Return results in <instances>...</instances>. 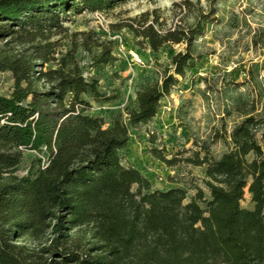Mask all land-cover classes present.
I'll return each instance as SVG.
<instances>
[{
    "label": "trees",
    "instance_id": "16d2710c",
    "mask_svg": "<svg viewBox=\"0 0 264 264\" xmlns=\"http://www.w3.org/2000/svg\"><path fill=\"white\" fill-rule=\"evenodd\" d=\"M126 1L0 0L6 46H0V71L14 79L10 94L0 95V264H264V119L249 116L237 124L233 147L220 158H186L206 165L208 198L200 187L188 202L181 187L153 189L119 154L130 127L151 122L180 77L201 60L194 44L215 10L201 12L190 26L159 27L148 11L112 23L154 53L167 43L185 49L160 79L137 91L138 104L126 117L117 113L106 127L103 116L87 113L90 99L118 96L84 75L78 49L97 68L117 60L116 42L94 29L70 33L64 23ZM62 32L71 37L63 53L53 40ZM46 63L54 66L44 69ZM27 151L37 156L19 175ZM151 152L168 165L180 161L157 146ZM246 189L252 209L241 205ZM85 224L92 225L89 238L73 234Z\"/></svg>",
    "mask_w": 264,
    "mask_h": 264
},
{
    "label": "rangeland",
    "instance_id": "374dc122",
    "mask_svg": "<svg viewBox=\"0 0 264 264\" xmlns=\"http://www.w3.org/2000/svg\"><path fill=\"white\" fill-rule=\"evenodd\" d=\"M210 10L215 13L194 44L201 60L180 77L171 94L161 101V109L151 122L130 127L128 144L119 150L121 163L140 170L152 182L153 189H185V202L198 187L209 197L206 165L187 162L186 158L208 153L218 159L232 149L231 132L237 124L249 116L264 119V0H127L110 12L70 15L64 23L70 33L94 29L103 38L116 42L117 60L97 68L91 66L90 55L81 47L77 52L84 75L97 78L101 91L118 96L109 102L90 99L92 105L87 113L103 116L105 126L109 127L117 113L127 116V109L138 104L137 91L160 79L163 71L172 67V56L185 49L184 43H167L154 53L140 47L127 28L113 30L112 23L148 11L151 18L158 16L159 27L190 26L201 12L208 14ZM53 40H60L58 50L62 53L71 48V37L63 39V32ZM0 46L6 47L3 41ZM53 66L46 63L44 69ZM13 85L12 73L0 71V95L10 94ZM153 146L162 149L166 158L176 157L180 161L166 164L153 155ZM36 156L35 151L25 153L19 175L27 172ZM241 205L254 208L247 189ZM91 226L76 227L73 234L89 238Z\"/></svg>",
    "mask_w": 264,
    "mask_h": 264
}]
</instances>
